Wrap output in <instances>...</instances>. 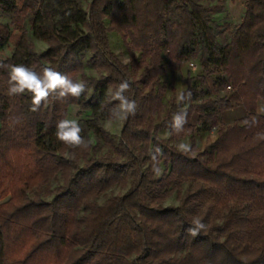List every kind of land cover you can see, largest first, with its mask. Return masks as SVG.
Here are the masks:
<instances>
[{
    "label": "trees",
    "instance_id": "16d2710c",
    "mask_svg": "<svg viewBox=\"0 0 264 264\" xmlns=\"http://www.w3.org/2000/svg\"><path fill=\"white\" fill-rule=\"evenodd\" d=\"M82 1L0 0L10 18L0 20V62L52 67L87 82L78 99L50 96L33 112L30 93L8 95V71L0 69V264H264V115L257 110L264 0H244L234 25L213 21L217 5L199 0ZM27 23L44 50L35 49ZM110 30L128 39L130 63L112 50ZM4 47L11 54L1 57ZM163 51L168 67L198 59L222 71L247 113L218 127L209 160L189 119L196 112L216 125V108L231 102L219 95L191 102L184 130L173 132L172 116L182 108H165L158 93ZM86 53L94 74L85 71ZM125 79L137 110L115 141L103 121L113 120L112 92ZM188 91L194 99L189 77ZM70 105L85 114L77 121L87 149L56 138ZM165 128L169 139L160 136ZM189 133L191 151L182 154L171 141ZM113 187L123 192L107 195ZM174 193L177 203L165 205ZM194 219L206 231L193 238L186 230Z\"/></svg>",
    "mask_w": 264,
    "mask_h": 264
},
{
    "label": "rangeland",
    "instance_id": "374dc122",
    "mask_svg": "<svg viewBox=\"0 0 264 264\" xmlns=\"http://www.w3.org/2000/svg\"><path fill=\"white\" fill-rule=\"evenodd\" d=\"M91 0H83V6ZM201 3H208L210 5H217L212 19L216 23L221 24L222 22H227L232 25L240 22L241 17L244 13V0H199ZM0 20L3 23H10L9 16L4 15L0 12ZM104 23L107 26L109 21L107 18L104 19ZM28 35L30 40L33 42L34 47L37 51H42L45 49V43L34 38L29 24H26ZM108 37L112 50L117 54L118 58L122 61V57H130V50L127 46L128 39H124L116 30H110L108 32ZM10 47H4L1 51V57H6L11 54ZM134 55L139 59V53L134 52ZM163 64L165 66V72L160 75V87L158 93L160 94L164 107L168 108L171 104H177V94L186 89V79L187 77L192 79L193 88L196 91L194 99L181 104L180 108H186L191 102L201 103L204 99L212 96L219 95L220 97H225L231 102L232 108L222 109L217 107V124L211 125L210 123L204 122L198 115V113L193 112L189 123L194 126V135L196 143L202 152V155L205 159H210L213 154V142L217 137V130L220 125H227L234 122H242L247 113L243 105L237 100L234 91L229 86L226 76L222 71L213 68L211 65H203L198 59H187L180 62L175 67L167 66V56L166 51H163ZM83 64L85 71L89 74H94L93 69L91 68L88 61V54L86 53L83 57ZM221 84H224L225 87H221ZM257 110L259 113L264 115V101L258 99ZM85 114H79V109L77 106L70 105L68 108V114L66 119L77 120L79 117H83ZM164 116V112L161 114ZM103 127L110 133L111 137L117 141L121 129H122V120H104ZM215 130V131H213ZM160 136L164 139H169L170 133L168 129H162L160 131ZM190 133L184 134L179 138L172 140L171 142L176 146L179 143L189 144ZM92 142H95V138L91 136ZM105 146H100L99 151H105ZM161 165V169H163ZM55 183H53L54 185ZM119 187H113L107 191V195H114L122 193ZM104 198L101 197L99 201H102ZM177 198L175 193L167 198L165 205L176 204Z\"/></svg>",
    "mask_w": 264,
    "mask_h": 264
},
{
    "label": "clouds",
    "instance_id": "9594fccd",
    "mask_svg": "<svg viewBox=\"0 0 264 264\" xmlns=\"http://www.w3.org/2000/svg\"><path fill=\"white\" fill-rule=\"evenodd\" d=\"M121 59L124 64L131 62L130 57H122ZM0 69L8 71V95L17 96L25 92L30 93L32 96L31 110L33 112L38 111L42 103L46 104L50 96L64 101L70 97L78 99L87 91L86 81H75L68 74H63L52 67L44 66L38 72L23 64L7 65L0 62ZM130 88V82L125 79L121 80L112 92V99L118 102L112 109V119L126 120L129 115H135L137 104L135 100L125 95ZM191 95L190 91L179 92L176 97L177 103L184 104L190 101ZM187 118L188 112L186 108L174 113L170 123L172 131L177 134L181 133L184 130V126L188 123ZM245 123L248 122L245 121ZM82 131L83 129L77 120L60 119L56 123L55 135L59 141L71 148L87 149L90 142L81 135ZM258 136L264 139V133H259ZM176 150L182 154H187L191 151V146L186 143H179L176 145ZM160 152L161 149L157 147L151 156L154 162H158L157 157ZM153 169L158 171L155 163ZM186 231L194 238L201 234V231H206V225L200 219H194Z\"/></svg>",
    "mask_w": 264,
    "mask_h": 264
},
{
    "label": "crops",
    "instance_id": "0c3cea01",
    "mask_svg": "<svg viewBox=\"0 0 264 264\" xmlns=\"http://www.w3.org/2000/svg\"><path fill=\"white\" fill-rule=\"evenodd\" d=\"M257 103H258V101H257Z\"/></svg>",
    "mask_w": 264,
    "mask_h": 264
}]
</instances>
